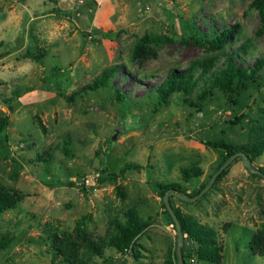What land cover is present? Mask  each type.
<instances>
[{"label": "rangeland", "instance_id": "1", "mask_svg": "<svg viewBox=\"0 0 264 264\" xmlns=\"http://www.w3.org/2000/svg\"><path fill=\"white\" fill-rule=\"evenodd\" d=\"M253 1L0 0V193L20 197L0 211V264H177L162 190L197 194L229 157L204 142L240 147L264 125ZM227 28L217 50L184 41ZM230 57L263 63L211 86ZM108 69L106 85L87 88ZM174 71L189 89L162 99ZM253 164L264 171V153ZM170 200L188 226L214 231L211 264H264L251 243L264 237V178L242 159L196 201ZM136 220L149 225L123 253L121 229ZM198 248L184 234L183 255Z\"/></svg>", "mask_w": 264, "mask_h": 264}, {"label": "trees", "instance_id": "2", "mask_svg": "<svg viewBox=\"0 0 264 264\" xmlns=\"http://www.w3.org/2000/svg\"><path fill=\"white\" fill-rule=\"evenodd\" d=\"M253 6L257 9L261 17L260 31L264 32V0H254ZM230 34H231V31L229 28H227L221 31V33H219L217 37L212 40H207L203 42L202 40H199V39L190 38V39H185L184 41L187 43L199 44L211 50H217V49L222 48L226 44V42L228 41V38L230 37ZM139 49L141 50L142 47H139ZM262 63H263L262 61H258L254 63L253 65L240 66L233 57H230L227 63V67L221 72H219L217 75H215V77L212 79L211 86L230 89L235 79H238V80L252 79L262 67ZM112 71H113L112 69H108V71L104 72L101 76H99L92 83H90L87 88L95 90V89H98L106 85ZM189 80H190V75L188 74L187 71H174L171 74H169L160 85H158L157 92L162 99H166L174 91L188 90L189 89L188 86L190 85ZM119 96L122 97V94L119 93ZM204 143L208 145H212L216 149L226 150L228 156L232 155L233 153L237 151H245L248 157L253 162L255 157L264 153V125L258 127L256 131V135L253 136V140L251 142L245 145H242L240 147L234 146L230 143L223 142V141H206ZM227 171H228V167H226V169L220 175V177L225 175ZM185 173L188 174L189 171L185 170ZM111 175H114V173H109L107 175H103L101 173L99 175V178L100 180L103 181L107 179L108 176H111ZM205 186L206 184L203 185L199 189L198 192H200ZM171 188L177 189L175 188V184H173ZM165 193L166 192L162 190L163 197ZM19 198L20 197H18L17 194L0 193V211L8 207L15 206ZM175 211H176V214L178 215L179 220L181 221L183 233L184 234L187 233L188 236H191L198 242L199 248L196 254L199 260L201 261V263L203 261L205 262L208 261V263L211 264V262L215 261V255L213 251L209 248L213 240H211V238L208 235L210 233H213L214 231L211 230L210 228L203 227V226H197V227L195 226L194 228L191 226H188L185 220L180 215V213L176 209ZM172 222L174 223L173 219H172ZM148 225H149V221H138V220L128 221L122 227L120 236L118 237V240L116 242L119 250L123 253H126V248L131 245L133 239L139 233H141ZM56 241L60 243L58 236H56ZM251 243L256 253L262 254L264 252L263 235H261L260 233L255 234ZM60 250H62L61 247H60ZM185 257L186 255L184 256V258Z\"/></svg>", "mask_w": 264, "mask_h": 264}, {"label": "water", "instance_id": "3", "mask_svg": "<svg viewBox=\"0 0 264 264\" xmlns=\"http://www.w3.org/2000/svg\"><path fill=\"white\" fill-rule=\"evenodd\" d=\"M237 159H242L244 165L249 169L251 173L258 174L264 178V171H262L260 168L256 167L251 159L248 157L247 153L245 151H237L230 155L224 163L221 164L220 167H218L217 171L213 174L210 181L207 183V185L200 191L198 194L191 195L189 193L181 192L178 189H171L168 192L164 194V203L166 205V208L171 215L174 224L176 226L177 231V248H176V255H177V264H185L184 263V255H183V245H184V233L182 231V225L178 218V215L176 214V211L171 203L170 197L175 195L179 197L180 199L187 202H193L196 201L198 198L203 196L207 191L211 189V187L214 185V183L217 181V179L220 177V175L224 172L226 167H229L231 163L236 161Z\"/></svg>", "mask_w": 264, "mask_h": 264}, {"label": "built area", "instance_id": "4", "mask_svg": "<svg viewBox=\"0 0 264 264\" xmlns=\"http://www.w3.org/2000/svg\"><path fill=\"white\" fill-rule=\"evenodd\" d=\"M127 252V249H126ZM185 264H202L196 253H190L184 258Z\"/></svg>", "mask_w": 264, "mask_h": 264}]
</instances>
